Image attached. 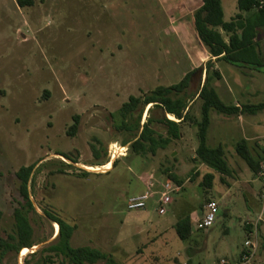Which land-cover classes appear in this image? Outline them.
<instances>
[{"label":"rangeland","instance_id":"rangeland-1","mask_svg":"<svg viewBox=\"0 0 264 264\" xmlns=\"http://www.w3.org/2000/svg\"><path fill=\"white\" fill-rule=\"evenodd\" d=\"M18 1L0 0V237L15 234L14 211L21 201L17 173L34 166L33 207L24 209L34 246L0 255V264H43L49 254L42 251L59 233L46 210L75 226L74 247L100 250L118 263L234 264L249 235L245 227L252 231L259 222L264 194L263 180L237 145L247 135L249 151L264 163V109L256 116L210 112L207 144L221 145L231 168L229 176H222L196 155L198 93L210 76L224 103L259 105L264 103V71L250 75L249 68L215 60L207 72L212 58L194 27L202 0H31L28 6ZM223 8L229 22L238 13L237 0H223ZM187 74H192L190 110L181 124L182 138L155 155L129 150L139 131L121 130L122 106L131 97L178 84ZM139 109L129 125H136ZM148 109L141 125L149 116L160 117V110L150 114ZM76 118L78 129L71 136ZM256 119L261 123L257 136ZM153 128L167 136L163 125ZM171 173L182 184L166 214H159L155 200L145 211L128 210V199L144 193L151 177L164 182L172 180ZM208 174L214 177L211 186L204 183ZM210 200L218 204L216 221L198 230L193 216L201 217ZM188 211L193 235L184 241L174 228ZM262 220L252 264H264V215Z\"/></svg>","mask_w":264,"mask_h":264},{"label":"trees","instance_id":"trees-1","mask_svg":"<svg viewBox=\"0 0 264 264\" xmlns=\"http://www.w3.org/2000/svg\"><path fill=\"white\" fill-rule=\"evenodd\" d=\"M18 3L20 6L32 5L31 0H19ZM237 8L239 13L229 22H225L222 0H202V5L194 13V27L197 36L214 60L224 61L240 68L249 67L264 71V64L260 61L258 50L260 46L259 31L264 29V4L261 6V0H237ZM212 63V59L208 61L207 72H210L213 68ZM243 63H248L250 66H245ZM214 74L221 78L218 72ZM191 76L192 74H187L178 84L172 86H159L144 98L131 97L129 102L122 106L123 122L121 130L132 132L136 129V131H139V137L129 145V150L137 155L148 153L155 155L159 149H165L174 140L182 138L181 124L189 120L190 97L188 90ZM198 98L202 101V106L200 120L196 122L199 141L196 150L197 158L215 172L228 176L231 174V168L226 159L224 148L221 145L213 148L207 144L211 123L210 112L215 110L226 116L254 114L264 109V103L242 107L226 104L210 85V76H207L206 82L198 93ZM138 108L140 109L136 119L137 123L131 126L128 124V120L132 119ZM146 108H149L148 113L150 114L155 109L160 110L161 114L156 119L149 116L147 121L141 125L142 115ZM168 116L173 117L178 122L169 119ZM153 124L163 125L166 128L167 136L158 134L153 128ZM77 129L78 120L76 118L69 134L71 136L75 135ZM127 144L124 143L123 146ZM237 152L251 170L258 174L260 162L253 157L246 141L238 143ZM94 153L96 157H99L95 150ZM64 157L68 158L67 156ZM116 162L113 166L116 165ZM108 163L109 161H106L102 165ZM33 168L34 166L22 167L17 173L19 180L18 192L21 201L18 202L19 206L14 211L15 234L5 238L0 237L1 257H4L8 252L28 251L34 246L33 228L24 211L25 208L30 209L33 207L29 191V181ZM169 176L175 183L182 184L172 173ZM213 179V175L208 174L204 183L211 186ZM45 214L47 218L59 226V233L56 241L42 251L49 254L43 264H96L100 261L105 262V264H122L100 250L91 247H74L71 240L76 230L75 226L68 224L50 210H46ZM192 228L193 220L191 216L185 215L176 223L175 232L181 240L185 241L191 238ZM248 228L249 226L247 227V235L250 232V228ZM243 252L244 249L240 257ZM55 258H59L60 261L55 262Z\"/></svg>","mask_w":264,"mask_h":264},{"label":"built area","instance_id":"built-area-1","mask_svg":"<svg viewBox=\"0 0 264 264\" xmlns=\"http://www.w3.org/2000/svg\"><path fill=\"white\" fill-rule=\"evenodd\" d=\"M264 4V0H261V6ZM126 149V148H125ZM258 177L264 182V163L260 165ZM160 187V191H156V187ZM180 186L175 184L172 180L157 181L155 177H151L148 183L147 190L139 195L132 196L128 199L127 208L132 212L145 211L148 208L149 203L152 200L157 201L158 211L160 215L167 213V208L173 203V195L178 193ZM264 191V190H263ZM157 197V199H156ZM218 212V204L215 200H210L205 205V214L197 223L198 230H203L211 227L216 221V214ZM264 215V194H263V210L258 218L254 230L249 232L248 238L244 243V252L242 256L236 260L234 264H252V261L256 257L258 251L259 234L258 226L262 221ZM221 264H230L226 260H222Z\"/></svg>","mask_w":264,"mask_h":264},{"label":"crops","instance_id":"crops-1","mask_svg":"<svg viewBox=\"0 0 264 264\" xmlns=\"http://www.w3.org/2000/svg\"><path fill=\"white\" fill-rule=\"evenodd\" d=\"M227 1H234V0H227ZM202 5V4H201ZM222 5H223V0H222ZM224 9V8H223ZM238 13H239V10H238ZM237 13V14H238ZM224 14H225V12H224ZM235 17V16H234ZM234 17H232V18H234ZM262 30V29H261ZM261 30L259 31V41H260V46L258 47V50H259V55H260V61H261V63L262 64H264V57H263V54H262V48H261V41H262V39H261V37H260V33H262L261 32ZM212 61H215V60H213V58H212ZM249 68V67H248ZM250 70V75H253V73H252V71H257V72H261V71H259V70H257V69H251V68H249ZM252 70V71H251ZM249 76V75H248ZM245 105H254V106H256V105H258V104H251V103H248V104H245ZM236 106H238V107H240L239 105H236ZM258 113V112H257ZM246 115H255V113L254 114H246ZM256 116V115H255ZM170 119H172V120H175L173 117H171V116H168ZM175 121H177V120H175ZM255 121V123H254V129H253V132H254V134L257 136L258 134H259V131H260V127H261V123L259 122L258 123V120L256 119V120H254ZM250 140V138L247 136V135H244V137L241 139V141H246L247 143H248V141ZM240 141V142H241ZM124 149L125 150V148L124 147H121V149ZM226 155V154H225ZM226 159H227V157H226ZM113 162V161H112ZM111 162V163H112ZM102 172H104V170H101ZM221 175V174H220ZM223 176V175H222ZM229 176V175H228ZM255 182H254V184H256V181H257V179L256 180H254ZM180 186V185H179ZM255 188H256V186H254ZM181 188V187H180ZM262 188H260V190H261ZM226 198V196H224V199ZM259 198V197H258ZM258 201V206H259V203H260V200L258 199L257 200ZM255 206V204L252 202V206H251V208L252 207H254ZM204 210H205V208H204ZM204 210H202V214H201V217H199L198 218V214H194V218H196V220H197V223H198V221H200L201 219H202V216H203V212H204ZM194 212V211H193ZM195 212H197V211H195ZM188 213H189V211L187 212V214L186 215H188ZM191 216V215H190ZM191 218H192V216H191ZM192 220H193V218H192ZM263 221V220H262ZM247 223H250V222H247ZM262 224H264V223H262ZM176 225V224H175ZM175 229V228H174ZM245 232L247 233V228L245 227ZM193 235V234H192ZM260 235H261V242H262V244H263V246H264V236H263V231H262V225H260ZM243 247H242V249H241V252L239 253V257H237V259H235L234 260V262L233 263H235L236 262V260H238L239 258H240V255H241V253H242V251H243ZM263 252H264V248H263ZM226 258H228V257H226ZM225 258V259H226ZM229 259V258H228Z\"/></svg>","mask_w":264,"mask_h":264},{"label":"water","instance_id":"water-1","mask_svg":"<svg viewBox=\"0 0 264 264\" xmlns=\"http://www.w3.org/2000/svg\"><path fill=\"white\" fill-rule=\"evenodd\" d=\"M245 66H250L248 63H243Z\"/></svg>","mask_w":264,"mask_h":264}]
</instances>
